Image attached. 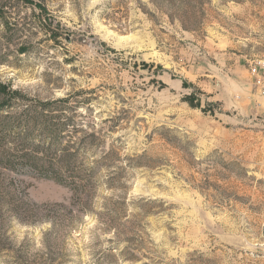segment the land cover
Returning a JSON list of instances; mask_svg holds the SVG:
<instances>
[{"label": "rangeland", "instance_id": "rangeland-1", "mask_svg": "<svg viewBox=\"0 0 264 264\" xmlns=\"http://www.w3.org/2000/svg\"><path fill=\"white\" fill-rule=\"evenodd\" d=\"M35 1L0 0V83L92 183L0 167V264H264V0Z\"/></svg>", "mask_w": 264, "mask_h": 264}, {"label": "trees", "instance_id": "trees-1", "mask_svg": "<svg viewBox=\"0 0 264 264\" xmlns=\"http://www.w3.org/2000/svg\"><path fill=\"white\" fill-rule=\"evenodd\" d=\"M23 1L45 10V6L35 0ZM50 29L54 39L61 35L60 31ZM25 49L21 48L20 51L24 52ZM184 85H188L187 81H184ZM0 95L3 97L0 100V167L36 171L41 175L72 184L71 187H74L77 193L87 192L92 182H89L88 178L83 179L79 171L78 163L81 162L82 155L71 144H63L62 141L64 134L72 132L68 128L74 125L72 117L59 113L60 105L56 101L39 102L37 105L26 107L19 115H11L10 112L17 105V99L22 97L20 92L0 83ZM196 99L198 98L195 94L186 96L191 106H200L199 99L195 104ZM64 101L66 99L61 100ZM84 170L93 173L92 168Z\"/></svg>", "mask_w": 264, "mask_h": 264}, {"label": "built area", "instance_id": "built-area-1", "mask_svg": "<svg viewBox=\"0 0 264 264\" xmlns=\"http://www.w3.org/2000/svg\"><path fill=\"white\" fill-rule=\"evenodd\" d=\"M257 71V69L256 68H254V72H256Z\"/></svg>", "mask_w": 264, "mask_h": 264}]
</instances>
